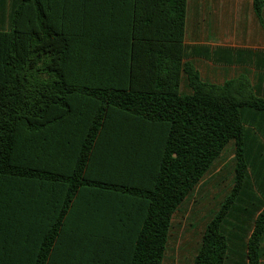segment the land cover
<instances>
[{"label": "trees", "instance_id": "16d2710c", "mask_svg": "<svg viewBox=\"0 0 264 264\" xmlns=\"http://www.w3.org/2000/svg\"><path fill=\"white\" fill-rule=\"evenodd\" d=\"M253 1L261 19L264 0ZM187 2L101 0L104 8L120 6L125 17L117 27L125 36L128 71L110 79L73 76L67 67L73 42L105 36L106 27L90 28L83 20L60 26L46 0H19L9 29L0 30V182L33 171L24 158L29 132L84 116L63 212L83 181L105 190L97 199L136 226L121 236L124 264H164L175 214L232 147L233 185L207 223L193 264H263L264 97L246 76L218 85L183 63ZM184 75L187 93L181 90ZM110 127L134 134L129 147L100 151ZM93 167L97 179L88 180ZM55 235L41 237L33 264H46ZM97 254V264H107V250Z\"/></svg>", "mask_w": 264, "mask_h": 264}, {"label": "crops", "instance_id": "0c3cea01", "mask_svg": "<svg viewBox=\"0 0 264 264\" xmlns=\"http://www.w3.org/2000/svg\"><path fill=\"white\" fill-rule=\"evenodd\" d=\"M46 2L57 25L75 26L83 20L90 28L106 27L105 36L73 42L67 66L71 75L126 76L125 36L117 27L125 19L120 6L104 8L101 0H88L84 7L81 0ZM18 3L0 0V30L9 29ZM184 47L183 63L193 65L203 81L223 85L246 76L255 93L264 97V9L260 19L253 0H188ZM181 90L189 92L185 75ZM114 119L123 123L122 116ZM85 120L67 116L25 137V164L33 171L26 178L0 182V264H33L41 237L48 231L56 235L46 264H97V252L104 249L107 264H124L122 250L127 242L121 236L134 233L136 226L129 216L107 210L104 200L97 199L105 190L83 181L63 212L71 187L66 178L85 135L81 125ZM103 135L99 149L105 153L129 147L127 141L134 134L110 127ZM143 137L140 131V149L146 147ZM96 173L94 167L89 169L88 180L97 179Z\"/></svg>", "mask_w": 264, "mask_h": 264}, {"label": "rangeland", "instance_id": "374dc122", "mask_svg": "<svg viewBox=\"0 0 264 264\" xmlns=\"http://www.w3.org/2000/svg\"><path fill=\"white\" fill-rule=\"evenodd\" d=\"M234 151L228 147L173 218L164 264H193L207 223L233 185ZM254 220L248 222V235ZM264 264V259H263Z\"/></svg>", "mask_w": 264, "mask_h": 264}]
</instances>
